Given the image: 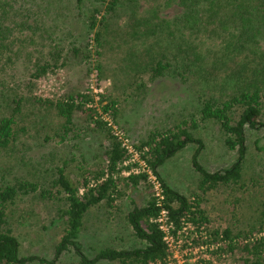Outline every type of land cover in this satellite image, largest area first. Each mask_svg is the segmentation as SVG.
<instances>
[{
    "label": "trees",
    "instance_id": "trees-1",
    "mask_svg": "<svg viewBox=\"0 0 264 264\" xmlns=\"http://www.w3.org/2000/svg\"><path fill=\"white\" fill-rule=\"evenodd\" d=\"M82 1L77 0L78 4ZM97 1L87 17V30L90 33L94 30V36L90 35L83 45L54 43L53 48L33 62L22 92L8 98L9 112L0 117V155L25 134L24 125H18L16 117L23 115L22 103L27 98L39 107L51 106L56 112L59 125L51 135L56 143H77L94 133L103 139V144L100 142L102 155L95 156L94 162L89 164L83 153L79 161L75 154L70 153L62 165L54 168L47 185L27 180L5 182L0 169V264H27L35 260L58 264L56 258L47 261L33 255H20L19 241L7 227L11 205L18 196L30 194H36L42 201L62 203L57 213L62 222V232L55 254L57 256L70 247L75 249L79 260L68 264H97L100 259L119 264H167L171 251L157 221L161 210L166 211L167 224L171 225L169 232L173 237L178 238V232L185 228L187 239L191 237L190 241L185 239V244L189 241L193 246L205 245L211 255L217 258L227 255V259L233 258L235 264H264V204L254 223L239 229L212 227L202 206L204 194L240 183L247 154V131L264 127V0H152L140 16L137 14V1L125 0L130 3L126 6L130 10L129 21L135 19L139 22L136 25L140 38L143 37L144 41L152 36L146 49L151 57L145 53L148 60H144L150 81L173 75L187 83V74L196 72L198 76H192V79L210 83L208 90H194L198 118L194 115L165 129H153L134 145L139 158L160 184L159 196L155 194L147 172L124 176L123 169L130 166H123V163L132 154L113 127L118 111L117 100L108 94H95L89 88L91 76L96 86L102 84L105 72L100 58L107 19L125 2ZM173 4L180 11L172 18L162 17L161 9ZM34 14L20 0H0V57L11 50L10 45L15 39L22 37L25 40L26 36L36 34L40 29L43 18L37 19ZM180 35H187L185 44L176 39ZM214 38L221 43L220 49L205 46L207 40ZM159 40L171 46V53L168 47L165 50L164 45H159ZM153 46L158 49L155 51ZM78 58L87 64L83 89L68 90L52 98L33 94L34 81L67 68ZM207 121L220 126L224 146L227 150L236 151L237 156L228 167L214 172L206 171L194 162L201 173L200 193L187 198L160 178L158 167L189 142L198 143V150L202 148L203 142L194 133L199 123ZM75 161L77 164L72 174L68 168ZM120 183L145 185L148 193L146 203L133 207L127 213L128 224L144 246L126 250L104 247L90 258L81 251L78 240L83 217L90 208L101 203L109 209H116ZM213 261L203 260L202 264H214Z\"/></svg>",
    "mask_w": 264,
    "mask_h": 264
},
{
    "label": "rangeland",
    "instance_id": "rangeland-1",
    "mask_svg": "<svg viewBox=\"0 0 264 264\" xmlns=\"http://www.w3.org/2000/svg\"><path fill=\"white\" fill-rule=\"evenodd\" d=\"M20 1L28 10L36 13L35 18L40 17L43 20L36 34L26 36L25 40L22 37L15 39L14 44L10 45L11 50L0 57V117L9 112L8 98L22 92L33 62L43 56L49 48H53L54 43L70 46L75 42L76 45H83L90 35L94 36V30L91 33L87 30V17L91 8L98 4L97 0H83L81 4H78L77 0ZM136 1L139 16L152 2ZM129 5L130 3L125 1L107 19L100 58L105 72L102 84L98 87L92 76V79H88L89 88L95 94H108L117 100L118 111L113 127L132 154L127 163H123V166H130L129 169H123L124 176H127L129 170L148 171L134 145L146 138L153 129H165L182 120H189L194 115L198 118V103L194 90L210 88L209 82L192 79V76H198L195 71L194 75L192 72L187 74L190 83H184L173 75L149 80L145 61L148 60L146 54L151 57L146 49L152 36L144 41L143 37L140 38L136 25L139 22L128 19L130 10L126 6ZM178 8L173 4L161 9L160 14L162 17L172 18L180 11ZM176 39L185 44L187 35L176 36ZM152 42L155 43V40L152 39ZM214 42L217 44L212 46ZM159 45H164L165 50L168 47L171 53V46L166 45L164 40H159ZM205 46H211L213 50L222 47L215 38L207 40ZM153 48L155 51L158 49L157 46ZM86 68L87 64L80 58L73 60L67 68L34 81L33 94L52 98L65 94L68 90L83 89ZM95 99L98 100L99 96L96 95ZM38 107L39 105L32 103L29 98L22 103L23 119L17 116L16 122L24 125L25 134L20 135L19 141L0 155V169L5 182L27 180L47 185L53 177L54 168L62 165L70 157V153L75 154L77 161L83 153L89 164L94 162L95 156L102 155L103 147L100 142L103 144V139L94 133L79 139L77 143H56V139H51L53 131L59 125L56 112L51 106ZM246 135L247 154L240 183L231 188L220 187L203 195L202 206L212 227L245 228L248 223H254L264 204V127L249 129ZM194 136L201 139L202 148L198 150V143L189 142L158 167L160 178L170 188L187 198L194 193H200L201 173L196 169L194 162L204 170L214 172L228 167L237 156L236 151L227 150L224 146V137L216 122L199 123ZM77 161L69 164L68 170H71L69 172L72 174ZM143 166L146 170H143ZM148 179L155 184V176L149 174ZM120 189L116 209H109L105 203H101L90 208L83 217L78 240L81 251L90 258L95 257L104 247L126 250L144 246V242L135 236L128 224L127 213L133 207L146 203L148 193L145 185L120 183ZM61 205L62 203L55 201H42L36 194L20 195L16 198L7 213V227L19 241L20 255H33L47 261L56 258L58 264L79 260L76 250L72 247L61 251L57 256L55 254L62 232V222L57 215ZM187 235L184 231L178 237L183 245L171 244L178 260V263H175L199 264L197 256L203 251L197 252V255H190V252L185 255L183 252L187 245L184 243ZM190 239L191 237L187 240ZM189 241L188 243H191ZM224 258L227 259V255L223 258H217L211 253L209 255L214 264H235L233 258ZM27 264L46 263L35 260ZM97 264L119 263L100 259Z\"/></svg>",
    "mask_w": 264,
    "mask_h": 264
},
{
    "label": "built area",
    "instance_id": "built-area-1",
    "mask_svg": "<svg viewBox=\"0 0 264 264\" xmlns=\"http://www.w3.org/2000/svg\"><path fill=\"white\" fill-rule=\"evenodd\" d=\"M124 163H127V161L126 162H124ZM145 164V163H144ZM143 170H146L145 168H144V166H143ZM139 172V170H129L128 172H127V175H129L130 173H138ZM124 173V172H123ZM147 173H149V174H151V172H150V170H148L147 171ZM152 175V174H151ZM154 176V175H153ZM156 178V177H155ZM152 183H153V181H152ZM155 184L153 185V187H154V190H155V194L157 195V196H159L160 195V184H159V182L156 180V182H154ZM157 221L160 223V228L163 230V232L165 233V236H164V239H165V241H166V243L168 244V246H169V248H170V251H171V256L168 258V261H167V264H176L175 262H177L178 263V260H177V258H176V256H175V254H174V251L171 249V244H177L178 243V246L179 245H183V244H180V242H181V240L179 239L178 240V238H175V237H173L171 234H170V232H169V229L171 228V225L169 224H167V220H166V211L165 210H161V215H160V217L157 219ZM184 230H185V228H182V230H180L179 232H178V237H179V235H180V233L181 232H184ZM186 246V248L184 247V253H186L185 255H188L189 254V252H190V255L191 254H196L197 255V252H200V251H203L202 252V254H200V256H197L198 257V262H199V264H202V262H203V260H207V259H209V255H210V253L207 251V249L206 248H203V247H205V245H202V246H192V244L191 243H188L187 245H185ZM189 255V256H190ZM188 256V257H189ZM186 257V256H185ZM184 259H187V258H184Z\"/></svg>",
    "mask_w": 264,
    "mask_h": 264
}]
</instances>
